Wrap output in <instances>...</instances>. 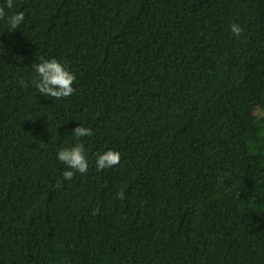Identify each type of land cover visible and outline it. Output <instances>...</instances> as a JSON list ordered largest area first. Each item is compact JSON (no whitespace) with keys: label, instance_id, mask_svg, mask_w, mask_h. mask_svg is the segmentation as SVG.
<instances>
[{"label":"trees","instance_id":"16d2710c","mask_svg":"<svg viewBox=\"0 0 264 264\" xmlns=\"http://www.w3.org/2000/svg\"><path fill=\"white\" fill-rule=\"evenodd\" d=\"M0 6V264H264V0ZM41 57L71 96L38 91Z\"/></svg>","mask_w":264,"mask_h":264},{"label":"clouds","instance_id":"9594fccd","mask_svg":"<svg viewBox=\"0 0 264 264\" xmlns=\"http://www.w3.org/2000/svg\"><path fill=\"white\" fill-rule=\"evenodd\" d=\"M8 9L13 7V0H6ZM5 8L0 6V19L5 18ZM25 13L23 11L13 13L8 16L9 30L14 31L24 21ZM230 31L235 36H240L244 29L238 24L233 23L230 25ZM39 79L34 80L33 83L38 91L45 96L61 99L71 96L76 89L73 84L77 79L76 75L65 65L64 62L56 59H45L41 57V62L33 65ZM22 85L25 84L23 80L20 81ZM76 143L71 147L62 148L58 151V160L67 166L63 172L64 180H71L77 172L85 174L88 171V159L85 152V145L81 142V138L90 137L93 135V130L90 127L83 125L77 126L73 130ZM121 161V153L117 150L109 149L105 152L97 153L96 167L98 170L112 168ZM119 199H124V191L121 190L117 193ZM96 214V211H93Z\"/></svg>","mask_w":264,"mask_h":264}]
</instances>
